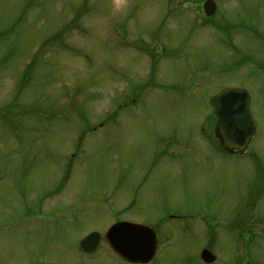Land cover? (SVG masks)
<instances>
[{"label":"rangeland","instance_id":"374dc122","mask_svg":"<svg viewBox=\"0 0 264 264\" xmlns=\"http://www.w3.org/2000/svg\"><path fill=\"white\" fill-rule=\"evenodd\" d=\"M203 1L0 0V264H123L103 241L79 249L117 221L156 232L148 264H204L210 240L214 264H264V223L238 242L226 229L254 186L264 213V97L262 178L200 129L220 85L259 81L264 0H216L211 21L239 22L225 30Z\"/></svg>","mask_w":264,"mask_h":264},{"label":"water","instance_id":"95a60500","mask_svg":"<svg viewBox=\"0 0 264 264\" xmlns=\"http://www.w3.org/2000/svg\"><path fill=\"white\" fill-rule=\"evenodd\" d=\"M204 9L207 14H211L214 9V4L207 1L204 4ZM235 97L243 102L242 121L239 117H229L227 112L230 107L223 102L228 97ZM213 104L216 107V115L218 118L219 131L223 133L225 145L227 147H243L250 136L254 133L255 127L250 121L249 112L247 111L246 94L242 90L234 91L232 89L225 90L213 99ZM236 120V122H234ZM114 251L122 258L130 262H148L154 255L156 249V239L154 233L139 224L118 223L114 225L106 234ZM99 241L97 233H91L85 237L80 245L86 252H91L96 247ZM201 258L205 262H212L214 257L206 250L201 254Z\"/></svg>","mask_w":264,"mask_h":264},{"label":"flooded vegetation","instance_id":"af4514ba","mask_svg":"<svg viewBox=\"0 0 264 264\" xmlns=\"http://www.w3.org/2000/svg\"><path fill=\"white\" fill-rule=\"evenodd\" d=\"M228 86H240V87H245V88H260V90L259 91H262L261 90V88L263 89L264 88V85H258V86H255V87H253V86H244V85H240V84H237V83H231V84H229ZM262 95L260 94V92H256L255 94H253V95H251V107L252 108H254L255 107V104H256V100L258 99V101H259V103L257 104V105H259V104H261L262 103V100H261V97ZM255 98H257L256 100H255ZM236 153H240V152H236ZM256 200H254L252 203H251V205H253V208L255 209L256 207H257V202H255ZM239 219H237V221H238ZM238 225H241V223H237V226Z\"/></svg>","mask_w":264,"mask_h":264}]
</instances>
